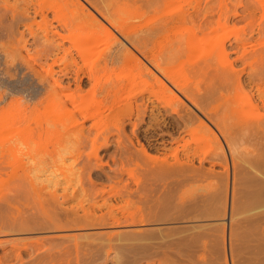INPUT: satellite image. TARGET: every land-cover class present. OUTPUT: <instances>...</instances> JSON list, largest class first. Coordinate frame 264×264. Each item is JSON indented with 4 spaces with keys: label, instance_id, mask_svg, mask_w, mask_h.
I'll list each match as a JSON object with an SVG mask.
<instances>
[{
    "label": "bare ground",
    "instance_id": "obj_1",
    "mask_svg": "<svg viewBox=\"0 0 264 264\" xmlns=\"http://www.w3.org/2000/svg\"><path fill=\"white\" fill-rule=\"evenodd\" d=\"M19 1L23 3L20 4L21 6L24 5L23 9L21 8L22 10L17 9L16 7L17 1H15L16 5H14V3L12 4L13 1H11L10 4V0H3L1 2L2 3L4 2L3 4H6L7 7L6 9L12 12L13 20L25 21V24H21V25H25L27 30L32 34L35 33L34 25L42 26L41 25L42 22H44L45 24L46 23L51 24L52 22H54L51 20L52 18L53 19H55L56 17L59 18L61 17L60 15H62L60 12L59 16L53 15L54 17H51V19H49L50 14L47 13V10H45L42 7L47 0H19ZM56 1H57L56 3L59 2L58 4H60L61 7L62 6L65 7L64 8L65 10H68L67 11L68 14L66 13L67 15L65 14L64 18H61L59 20L60 22L59 21L57 22L60 23L62 29L70 28L69 30H71L72 26L73 27L76 26L78 29H85L86 32L90 30V32L93 31L98 33V31H102V29H104V31L106 30L110 32L109 34H111L112 32L115 34V36L111 35V37L113 36L116 39V42L114 40L115 46L112 47V50H109L110 52L105 56L103 65L100 64V66L102 65L104 72L114 70V65L119 63L120 66V62H122L124 65L129 64L130 68L132 65L133 66L132 68L135 67L137 69L138 72L137 71L136 72L140 74L139 76L141 75L145 76L147 79L149 78V81L150 80L152 81V83L150 82V84H153V88L154 87L155 88L154 89L152 88L151 91H149L150 92L149 96L148 95L146 97L141 96L140 101L142 102L140 103L138 101L139 99L138 100L132 99L134 101L132 100L130 101L128 99L130 95L127 94L126 95L127 98L125 99L126 100L128 99L129 101L127 100L128 103H126V105L125 103L122 104L125 106L121 110L120 108H122L121 107L122 105L119 103V100L121 102V100H123L122 98L125 97L126 92H124V90L126 91L127 89L123 90V88L126 87L124 86L126 82L123 83L124 87L122 88V84L121 85L120 83L117 84L118 81L112 84H110L109 81L108 82L109 84L105 83L104 86L102 87L100 86L102 90V92L100 93H102L103 96L99 98L100 100L98 99L99 103H96L99 104V107L98 105L95 106L98 107L96 108L97 111L95 112L99 114L100 120L102 118L100 114L102 115L103 112L109 111V113L108 114L106 113L105 115L109 121L104 115H102L104 116L103 119H106L110 123L113 122L111 123V126L113 125L114 129L117 128L116 131L119 133V138H121V134L123 133L125 134L126 123L128 122L132 125V131L137 138V142L129 135H126L127 134L126 133L125 135L127 139L123 138L124 134L122 135V139H124L125 141L127 140L126 143L123 145V143L121 142L123 140L121 141L119 140V145H120L119 147L121 149L119 147L117 148H119V151L122 150V152L120 153H130L129 154L130 156L126 154V156L129 157V159L128 157L127 159L128 161L137 162V164L135 163L136 165H138L139 162L143 163L145 161L143 163L144 164L143 166L145 167V163H146V168L143 169V174H145L146 177L144 179L141 177L133 176L135 178L133 177L132 178L136 183V188H133L131 186L132 181L129 182V179L126 178L124 175L125 173L124 172L121 174L119 173V171L122 170L124 171L123 168H126V164H125L126 160L125 161L122 160L121 162L123 165L125 164V167L121 166L120 168H122V170H120L119 168V171L117 170L118 172L113 171L114 169H116L115 167H113L114 168L113 170H109V171L106 170L105 173H99V171L98 172L93 171L91 169H88V167L87 169L85 168L80 173V178L78 181V184H80L79 186L80 189L75 188L72 190V192L70 191L69 193L68 187H65V191H64L65 193L59 194L58 189L56 187L50 190L48 183L47 184L41 183V185L35 184L33 180L29 177V173L24 171L23 165H25V162L24 163L22 162L23 164L22 165L20 160L19 165L21 164L20 166H22V169L25 172L23 181L25 180L28 181L27 179H29L30 185L29 184L27 185L28 188H22L24 192H26L25 195L23 194V190L21 189V187L20 188L17 187L18 183L19 185H21L20 184L21 180L16 181V183H14L12 186L8 185V189H6V191H2V194L0 195V199H1L0 202L2 201L1 202L2 205L0 206V211L2 212L0 214H2L4 212L3 210L5 209V211L7 210V212L10 213L13 219H16L17 220L16 222H18L19 221V219H17L18 216L21 214L24 215V213H22L23 208L21 209L19 206L21 204H25L22 203L23 200L21 199L24 196V202L27 201L26 203L29 204V202H31L32 199L36 203L34 204L31 202V204L34 205H29L30 207L34 206L33 208L35 210H33L32 208V211H36V212L32 213L31 208L28 207H27L28 209L24 207L26 209L24 212L27 213V211L30 209L28 213L31 212L32 215H34L31 216L32 218L37 217L39 214H40L39 216L42 215V217L39 218V220H37L38 218L37 219L33 218L34 221H30V224H25L20 226L19 223H17L16 226L17 225L19 226L14 227L13 225H15V223H13L12 226L7 224L8 222L7 223L5 222L6 220L2 218L3 216L2 214V216L0 215V236H5L6 234H9L8 231H13V230L19 232H28L33 230L36 231V229L38 230L44 229L43 231L54 230L56 235L53 234L55 235L53 237L43 236V238H37L35 240H32L31 242H28L27 240V242L24 241L22 244L15 243V245L12 246L11 249H8L9 253L10 251L13 252L16 255V258L21 260L22 255L28 252V248L29 247L33 248L31 249L30 254L32 255L36 254V257L34 256L33 261L28 260L29 261L28 263L27 260H25L24 258V260L26 261V263L24 262V264H73V263L81 264L82 262H85L87 260L86 258L87 256H89L88 260H90V257L91 258L94 257L95 259H97L95 257L97 255L99 256L101 255V257H103L104 260L108 261L112 251L115 254L113 255V258L115 259L114 260L115 264H216L214 262L216 260L213 259L214 258L213 256L215 255V253L219 252V248H220L219 239L221 238V241L224 240H222L221 236H219L220 237L219 238L218 234L214 233L217 231L216 228L213 229L212 227L211 228L208 227L210 229L209 230L208 228L205 227L206 224L205 225L203 224L201 225V223L195 224L197 223V219H201L203 217L210 218L211 216L215 217V215L211 213V211L210 213L207 214L205 212V215L198 211L199 210L198 206L200 204L198 205L199 201H197L198 200L197 198L206 197L207 199L209 198L208 200H210V203L212 201L215 204L214 206L216 207V210L213 209L212 207L211 208L212 211L215 210L217 219L218 216L221 217L223 215L224 216L223 223L227 222V227H228V233L226 232L227 250L225 249V251L223 250L222 252L228 251V253L226 254L227 255L229 254L228 259L231 261V263L229 262V264H237V261L238 264H264V48L257 46L260 45L261 40L259 41V39L256 38L260 43L258 41L257 43L259 44L256 43L257 45L255 43H252L253 41H251L250 38L247 37L245 30L244 32L240 33L237 36V38H235V40L233 39L226 41L227 37L225 38V41H222L223 39L221 40L222 42L219 40L218 43H220L219 44L220 48L217 49L221 51L222 55H224L223 57L228 59L227 60L225 59L223 62L222 61L214 62V60L210 56L213 55L212 53L207 57L204 56V58L203 57L200 58L201 61L198 60L195 63L191 62L192 64H190V68L192 71L190 70L189 71L190 74H188L189 73L188 72L187 76L186 73L184 74L185 77L184 76L183 77L185 79L179 75L180 73L178 70L177 72L179 74L176 73L175 70L177 69L175 68L176 61L174 62L173 67L171 65L172 62L178 59L179 57L182 58H180L178 60L179 62L178 61L177 62L181 64L182 61L181 59H183V57L184 56L186 57L187 55L185 53L186 50L188 48H189L188 50H190L191 48L192 40L193 42H195L194 41L196 40L195 38L199 39L201 38L202 35L206 36L209 34L210 36V33L212 32L215 33L219 28L226 26L228 23L230 24L229 19L232 14L229 13L231 12L233 13L234 10H235L234 16L235 15L239 16L244 13H239L236 10L237 9L236 7H235L236 9L234 10L232 9L231 11H229L227 5L230 3L228 2L227 4L226 3L227 0L216 1V2L219 1L220 3L219 6H216L217 4L215 5L216 7H219L218 10L217 8L215 9V7L209 2L211 0L209 1L193 0V2H191L192 0H186L188 1V3L189 1L191 2L190 3L191 5L189 6L187 5L188 7L182 6L183 5L182 0H180L181 1L180 5L181 4L182 5L180 6L178 3L177 4V6L179 5L178 7L176 6V4L173 7L171 3L179 2V0H146V2L148 1L150 4L148 2L146 3L145 0H143L141 2H145V3L144 5H141L142 7L139 8L138 5L135 8L132 7L136 3L139 4L140 1L138 0H56ZM186 1L184 0V2ZM131 2L132 3L134 2L135 4L134 3L132 4ZM147 4H149L150 6L154 5L152 7L153 9H155L154 7H157V11L155 9V11L157 12V13L155 12L156 13L155 16L151 14L153 18L151 19L149 18L148 20L146 19L147 17H145V11L147 12L148 9L146 10L141 9L144 6L149 8L148 6H146ZM168 4H171L173 8L168 7L169 6ZM17 6L19 7V4ZM1 9L3 10V7ZM149 9H151V7ZM4 12H6V10ZM69 12L71 15L69 14ZM216 14L217 16L215 18ZM38 17L40 19H38ZM241 17L244 18L246 16L242 15ZM3 19L6 20L7 18H3ZM3 19L0 17L1 23L5 21ZM136 19L140 21L139 22L135 21ZM261 20L259 21V23L261 22ZM239 21L240 20H238V22ZM4 24L5 23H3V25ZM56 24L54 25V28L55 26H58ZM11 25H8L7 27L9 26L13 27ZM262 25L263 26L260 25L258 26L264 28V24ZM179 26L181 27L184 26L188 30H186V32H183L182 29L181 30L182 32L180 33L179 31L180 29L178 28ZM244 26L245 25L243 24L242 27L246 28ZM49 27L47 25L46 27L43 28L45 31V35L43 34V36H45L46 39H48L47 42L48 41L49 42L48 43L44 42L47 48L43 43L41 44L43 45V49L45 48L42 51L45 52L46 50L49 56V53L51 51L55 52V50L51 49L53 48V46L54 47L56 46L55 48L57 50L55 53H53L54 55L52 58L53 61L50 64V66L48 65L47 67L46 65L47 68L44 66V68L47 69V73L48 74L51 73V77L53 80V82L51 83L52 88L49 85L51 90L49 89L48 93L51 92V95H53V93H57L58 95L56 97L59 98L55 99L56 94L53 95L52 98L54 97L53 98L55 99L54 101L56 102L57 100V104H59L58 101L64 99L62 102L66 104V98L62 99L60 93L62 92L64 96L66 95L65 94L66 90H69L70 92L67 91V95H66L67 98H69V103L71 102L73 105H76L77 101H75L76 99L75 97L77 96H75L73 93L75 88L74 90H72L73 89L72 84H75L79 92H83L80 90L85 89L83 88L85 85L94 89L96 85H100L97 84V82L101 80H98L99 77L97 75H95L96 78L94 76V73H97V71L89 68L85 69L86 67L80 64L79 59H77L73 54L72 45L67 46V44H65V39L67 38L66 33L63 32L62 34V31L60 32L59 30H57V27L56 30L51 29L52 27L51 28ZM175 27L178 28V30L177 29L174 30V31L177 30L175 32V35L177 34V32L178 34L174 37L173 40L171 38L174 35L171 36L170 34L169 37L170 36L171 37L169 38V40L171 39L172 41L169 43L168 42L165 43L166 41H164L165 38L163 37L164 38V39L162 38L164 41L163 42L161 37L166 35L167 36L166 39H168V34H167L169 33L168 31L174 29ZM231 27L232 26H230V28ZM13 28H15V26ZM243 28L240 29V32L241 30L243 31ZM256 30L257 29H255V31ZM258 30L264 32L263 29L258 28ZM24 31L22 33L20 32L21 34H23V36L26 32ZM93 32L91 33L92 36H94V34L96 35V33L93 34ZM69 37L71 36L69 35L68 38ZM95 37L96 36H94L93 39ZM213 37L210 38L212 39ZM83 38H80L78 40L80 44L78 43L76 45L78 41L76 43L73 42L74 47L75 45L76 47L78 46V48L76 47L75 48L78 49L79 52L83 48L82 47L83 45H84L83 49L85 50L86 43L85 42L83 43V41H85L88 38L86 39L85 37ZM43 39L45 38L43 37ZM203 39L201 38L202 42L201 40L197 42L203 43ZM24 41L26 44V40ZM50 41H52V44L54 42H56L57 44L55 43L56 45L53 44L50 47L49 45L51 44ZM217 41L215 40L216 44ZM18 42H23V40L21 41L20 39L18 40ZM213 43H212L213 46L216 45ZM214 47L216 49V46ZM214 47L209 51L211 52L212 50H215ZM12 49L13 47L10 50ZM16 49L14 51H16ZM84 50L82 53L83 54L85 52L87 53V51ZM195 50L197 51V49ZM196 51H194V53ZM10 52H12L11 54L13 55V50ZM10 52H8V54ZM16 53L18 54L19 52L17 51ZM82 53H81L82 56L78 53L81 56L80 58L88 57L86 53H85L86 57L84 56L85 54L83 55ZM189 54L191 55L192 53L189 52ZM190 55L188 57H190ZM230 56L233 57L231 58ZM86 59H84V62H86L85 61ZM186 59L184 60V62L186 61ZM193 59L195 60V58ZM189 60H191V58ZM182 64L184 65V63ZM54 65H58L57 71L54 68ZM185 65H187V63ZM236 65L237 66L242 65V66L241 67L239 66L240 68H238L236 67ZM185 67L186 66H184L183 69H186ZM173 68H175L174 69L175 71L173 70ZM179 68L181 69L182 67ZM121 70L123 69L121 68ZM58 73H69V74L74 73V76L72 80H69L65 83L64 79L62 78L63 75L60 74L61 76H55ZM85 73H90V74L86 75ZM189 75H191L192 77H190ZM85 76H88L89 79L90 78L93 79V82L91 81L92 82L91 85L94 86L91 85L89 86L87 84L89 81L86 80L87 77L85 78ZM142 76L141 78H143ZM186 77H189L188 80ZM109 78L107 77L104 81H106L107 79L109 80ZM145 79L143 78L141 80L144 81ZM129 81H131V79ZM149 81L147 84L150 86ZM126 84H128V82ZM45 88L47 87H44V89ZM247 88L248 90H246ZM70 89L72 90V92ZM129 91H133V90H129ZM123 92L125 93L124 97H122ZM69 93H72L73 95ZM83 93H81L82 95L79 94L78 96L79 97L80 95L81 97L84 96ZM244 95H245V99L247 98L246 100L248 101L247 105H245L246 103H244V101L242 100ZM49 96L48 97L46 96L48 100H49ZM24 99L26 98L24 97ZM64 104H62V107ZM118 105L120 108L118 107ZM101 108H104V111H102ZM62 109H64L65 112L66 109L68 110V108H66V105ZM81 111L82 112L79 113L83 114L82 115V117L84 116V119L82 118L83 120L82 119L80 120V118L77 117L78 115L76 116V111L74 112V110L69 108L68 114L69 116H72V113L74 112L73 113L74 118L70 125L64 124V129H65L64 135L69 137H71V135H75L76 138L75 140L81 143L85 142L89 138L91 139V141L89 142L97 143L99 139V134H95V132H93L95 135L90 137L92 131H90L91 128H87L88 126L86 124V120L93 117L98 118L95 117L98 115H94V111H92L93 113L89 112L88 110H81ZM155 111L156 114L154 113ZM146 114L148 115V118L150 119L153 118L155 120V121L153 120L155 122L154 125H152L153 123L151 124L152 127L154 126L153 129L142 128L143 127L142 124L144 120H146L147 118ZM163 115L164 116L166 115L167 117L162 118L161 116ZM168 118L170 119L167 120ZM107 121H106L107 123L106 126L109 127L110 125L108 126ZM150 121L152 122V120ZM60 122L61 120L58 121L56 124L55 121H53V123L61 127L62 125L60 124H62L63 121L62 123ZM99 122L100 121H98V123ZM102 122H105V120H103ZM98 123H94V125L96 126L98 125ZM101 126L104 127L105 123H102L100 127ZM148 126L150 127L149 124ZM50 127L41 125L39 128L41 131L45 132V131H49ZM94 127L92 130H94ZM112 127H110V129L113 130ZM96 128L98 129H95V131H98L100 129L99 127ZM61 129L62 127L58 130ZM170 129H172V131ZM31 130L33 131L34 128ZM168 130H170L171 132H169ZM109 133L107 132L106 134H103L104 136L102 137L104 139L101 138V140L104 141L103 142L104 146L107 148L111 144L110 143L111 133L110 134ZM197 134L198 135L200 134L201 139H199V141L200 140L204 141V139L205 141H207L208 140L206 139L207 137L210 138V140L213 139L214 141L213 140L212 141L214 143L217 142L215 143L217 147L216 149L217 151L215 152V154H213V156H204L205 154L203 155L204 157H200L201 155L198 156L200 158L199 159L200 165L198 166L195 165V156L197 155L196 154L197 151L192 149V144H191V140L196 141ZM60 135L62 136V134ZM201 135L203 136L204 139H202ZM14 136L16 135H13V137ZM166 136H168L170 140L166 138ZM187 136L188 137L191 136V138L189 137L190 138L189 139ZM13 137H11V139H13ZM14 138H18V135L17 137ZM11 139L8 138L7 141L8 140L10 141ZM7 141H3L0 144V168L3 166L5 167L6 165L8 166V164H11L10 161L12 162V164L13 162L17 163V161L10 160L11 158L9 156V153L11 152L8 151L11 150V147L13 145H12V140L10 141L11 143L9 141L8 143ZM14 141L15 140L13 139V142ZM199 141H196L198 142L196 143L198 144V146L201 144V142ZM5 142L8 143V145ZM116 142L117 141H115V143ZM136 143H139L140 147H138ZM168 143H171L173 146L171 145L172 147H170ZM96 146L99 147L100 145L96 144L95 146H93V149ZM181 147L184 150L182 155L180 154ZM100 148L101 147H99L98 149ZM98 149L95 148V150L92 151L91 155H94V153L98 152L99 151ZM151 151L158 152L155 154L161 153L162 155L161 154L153 155ZM198 154H200V152ZM95 156H98V154H95ZM172 156L173 159L171 160L170 158H172ZM208 158L212 159L211 162H213V164H220L224 168V170L221 172H216L214 169H209L208 171L204 170L205 169V168L203 169L205 163L204 161L208 160ZM140 159L141 160L143 159L144 161L143 160L139 161ZM101 160L99 159L97 163ZM113 160H115V158H113ZM88 162L92 164L91 160H89ZM86 164H88L89 166V163ZM128 169L129 168H127V172ZM128 174L130 175V171ZM93 175H96L100 178L102 177L107 178L108 179L107 181L110 182L108 187L107 185L98 186V184L92 179ZM150 175L154 177H151ZM148 176H150L151 178H148ZM84 178L90 179L89 182ZM154 180L158 182L160 186L163 187L167 186L168 188L171 186L170 184L174 185V183L175 185L176 184L180 185L181 183L183 184L186 183L191 185V184H197L198 182L199 184L200 182L202 183L205 181L208 182L199 185L201 186L200 189L202 195H200V192L193 194L191 193L187 196L189 201H187L188 199H186V196L184 198V195L186 192H188V190L182 194L181 196L182 198L180 197L181 195L180 194L178 197L181 198L182 200L184 198L186 199V201H183L184 203L181 205L182 207L180 206L181 209L180 207H178L181 203L179 205L175 204L176 207L179 208V210L177 209L176 212L174 211V213L170 212L171 208L169 207H172L173 209L175 206L174 207L169 206V204L173 205L172 203L175 201L171 200L172 202L171 203L169 199L174 198L176 194L169 192L170 190L168 189H165V190H161L160 194L158 193L159 195H157L156 201L151 207L149 206L147 207L145 205L147 207L146 209L147 212L144 211V213L141 214L139 212L140 215L126 214L125 206L130 202L132 203L134 198L140 193L141 191L140 189H142L143 187L146 188L147 186L151 187L152 184H155ZM158 183L156 186H159ZM17 188H19V190L16 191ZM46 189L47 190L49 189L50 191H48V193L44 192ZM13 190H15L14 192H16V194L12 193ZM20 190H22L21 191L23 194L22 196L19 193L17 194V192H20ZM168 192L171 194H169ZM10 193H12L14 196L17 195L16 196L17 198L20 195L21 198L19 197V199L21 200L17 199L13 195L12 196L15 199H17V201L11 198L12 196L10 195ZM141 197L143 198V196ZM144 197L147 198L146 195ZM71 198H75L77 200L76 204L66 205L69 202L68 200L69 199L71 200ZM207 199L205 200L207 201ZM18 200L21 204H18L19 203ZM114 200L123 202V204H117V203L114 204L112 203V201ZM135 200L137 201L139 199H135ZM165 201H168L169 204L167 203L168 204L167 205ZM6 202H7V207H6ZM145 204H146V200H145ZM148 208L150 209L148 210ZM175 209L176 208H174V210ZM7 212H4L6 213L5 215L8 214ZM28 213L25 216L31 215L30 213L29 214ZM181 218L183 220L190 219L192 225H189L187 227L184 226L185 227L184 229L183 227L179 229L176 228L177 226L176 227L174 226V228L166 227L167 229L162 227H158L154 229L146 227L148 229L146 228L143 229L141 227L142 230H135V228L139 225L143 227L146 225H159L158 223L161 222L168 223L170 221L173 222ZM204 218L203 220L206 219ZM249 218H253L257 223V231L254 234V236L248 240L245 239L242 240L238 237L239 239V240L237 239L239 241L238 242L236 238H234L236 235L235 227L237 225H243L244 220ZM9 221L11 223L12 220ZM213 224L215 223L213 222ZM210 225L211 224L207 226ZM133 226H135V228H133ZM214 226L217 227L218 225L216 226L215 224ZM126 227L128 228L132 227L134 230H130V231L121 230L122 228H126ZM101 228L103 229L107 228V230L108 229L111 230L104 232L103 229ZM91 229H101L103 232H100L101 231L100 230L95 234L88 233V230L90 231ZM73 230H77V231L80 230V232L81 231L83 232L78 234L77 233L69 234V231H73ZM65 231H67L68 234H65ZM218 231H222V229L221 230L218 229ZM61 232H63L64 234ZM241 234H245V233L242 232L240 233V235ZM237 235H239V232L237 233ZM24 237L25 236H23V240L27 239L26 237L24 239ZM5 239L4 240L2 238L0 239V246L6 242L10 243L11 240L8 241ZM17 239L22 240V237ZM12 241L14 240L12 239ZM246 242L248 246L246 245V248H244V244H246ZM249 242H251V244H248ZM199 248L201 252L202 250H204V254L202 256H198L199 254H197ZM4 252L5 254H7V250ZM240 252L247 253V256L246 255L242 256L243 257L242 261H241L242 257L240 255L241 254ZM235 253L237 254L240 253L238 255H240L241 258ZM237 256L238 258L236 260ZM94 258L93 260H95ZM3 259L4 256L0 255V261H3ZM31 259L32 258H30V260ZM89 262L92 263L91 260ZM224 264H226V262Z\"/></svg>",
    "mask_w": 264,
    "mask_h": 264
},
{
    "label": "rangeland",
    "instance_id": "obj_2",
    "mask_svg": "<svg viewBox=\"0 0 264 264\" xmlns=\"http://www.w3.org/2000/svg\"><path fill=\"white\" fill-rule=\"evenodd\" d=\"M1 1H3V0H1ZM0 1V3H2ZM11 1H13L12 2V4L14 3V5H16V3H17V5L19 4V7L21 6L20 4H23L21 1H19V0H10V4H11ZM15 1H17L16 3H15ZM138 1H140L139 2V4L138 3H134L135 5H131L133 8H135V7H137V5H138V8L139 7H142L141 5H144V3L146 2V0H145V2H141V1H143V0H138ZM137 1V2H138ZM186 1V0H185ZM207 1V0H206ZM209 1V0H208ZM217 0H211V1H209L214 7H215V9L217 8V10H218V8L219 7H216V6H219L220 5V3H219V1L218 2H216ZM234 3H232V2ZM18 2H20V3H18ZM57 1L56 0H47L44 4H43V8L45 9V10H47V13H49L48 15L50 16V18L49 19H51V17H54L55 15L56 16H59V14H60V12H61V14L62 15H60L61 17H59V18H55V19H51L52 21H54V22H52L51 24L50 23H44V22H42L41 23V25L42 26H38V25H34V29H35V33H30L28 30H27V28L25 27V25H21V24H25V21L24 20H20V21H23V22H20V21H15V20H13L12 19V12L10 11V10H7L6 8V4H0L1 6H0V17L3 19V18H7L6 20L5 19H3V20H5L3 23H5L4 25H3V23H1L0 22V89H4V90H6V92L5 91H2V90H0V144L3 142V141H7V139L8 138H10L11 139V137H13V135H16V136H14V137H17V135H18V138H14L13 137V139L16 141H14L13 142V139H11L12 140V147H11V150H10V148H9V150L10 151H8V152H11V153H9V156H10V160H12V161H17V163H14L13 162V164H12V162L10 161V163L11 164H8V166L6 165L5 167L3 166V167H1L0 168V195L2 194V191H6V189H8V185L9 186H12L14 183H16V181H18V180H21V182H20V184L21 185H19V183H18V185H17V187H21V189L22 188H28V184L30 185V183H29V179H27L28 181H23V178H24V171H26L27 173H29V177L33 180V182L35 183V184H40L41 185V183H45V184H47L48 183V185H49V189L50 190H52V189H54L55 187L58 189V193L60 194H63V193H65L64 191H65V187H68V191H69V193H70V191L72 192V190L73 189H80V184H78V181H79V178H80V173L86 168L87 169V167H88V169H91V170H93V171H96V172H98L99 171V173H105L106 172V170L107 171H109V170H113L114 168L113 167H115L116 169H114L113 171H119V168L122 166H124L125 167V164H126V168H123L124 169V171L122 170V168H120V170H122V171H119V173L121 174V173H125L124 175H125V177L126 178H128L129 179V182H131L132 184H131V186L133 187V188H136V183H135V181H134V179L133 178H135V177H133V176H136V177H141V178H144L145 179V177H146V175L145 174H143V169L144 168H146V163H145V167L143 166L144 164V162L143 163H141V162H139V161H142L141 159L138 161L139 163H138V165H136L137 164V162H134V161H128V159H129V157L128 156H126V154L127 155H129L130 153H120V152H122V150L121 151H119V140L121 141V140H123V141H121L122 143H123V145L126 143V141L124 140L125 138H126V135H129L130 137H132L134 140H136V142H137V138H136V136L134 135V133H133V131H132V125L130 124V123H126V129H125V134H124V136H123V138L124 139H122V135L123 134H121V138H119V133L116 131L117 130V126L115 127L116 129H114V126L112 127L111 126V123H113V122H108L109 120H108V118L105 116L106 115V113L108 114L109 113V111H105V112H103V114L102 115H104L106 118H107V120L106 119H103V117L104 116H102L101 114H100V116L102 117L101 118V120H100V117H99V114L98 113H96L95 111H97V109L96 108H98L99 107V104H96V103H99V101H98V99L99 98H101V96H103V94L102 93H100V92H102V90H101V87L102 86H104V84L105 83H108L109 81H110V84H112V83H115V82H117V84H119L120 83V85L122 84V88L124 87V86H126V87H124L123 88V90L124 89H127L126 91L124 90V92H126V94L123 92V96H122V94H121V96L122 97H124V94H125V97L124 98H122L123 100H121V102H120V100H119V103L122 105V104H124L125 103V105H126V103H128L127 102V100L129 99L130 101L132 100V99H139L138 101L141 103L142 101H140L141 100V96H144V97H146L147 95L149 96L150 95V92L149 91H151V89L153 88V84H150V82L152 83V81L150 80L149 81V78L147 79L145 76H142L144 79L146 78L148 81H149V84H150V86L147 84L148 83V81L146 82L145 80L143 81V80H141V79H143V78H141V76H139L140 74H138L137 72V69L134 67V68H132L133 66L131 65V68H130V66H129V64H127L128 65V68H127V65H124L122 62H120V66H119V63H117V64H115L114 65V70H111V71H108V72H104L103 71V68H102V65H103V62H104V58H105V56L110 52L109 50H112V47H114L115 46V42H116V39H115V37H111V35H114L115 36V34L113 33H111V34H109L110 32H108V31H104V29H102V31H98V33H96V32H93V31H91L90 32V30L88 31V32H86V30L85 29H78L76 26L75 27H71L72 29L71 30H69V29H62V27L60 26V23H57L61 18H64V15L67 13V11L68 10H65L64 8L65 7H61L60 6V4H58V3H56ZM148 2V1H147ZM146 2V3H147ZM182 6H185V7H188L189 5H191L190 3L191 2H193V0L190 2L189 1V3H188V1H186V2H184V0H182ZM213 2V3H212ZM228 2L230 3V4H228ZM132 3V2H131ZM130 3V4H131ZM132 3V4H133ZM140 3H143V4H140ZM149 3V2H148ZM152 3V2H151ZM179 3V5H180V3H181V1L179 0V2H176V3H171L172 4V6L174 7V5L176 4V6H177V4ZM185 3H188V4H185ZM206 3V2H205ZM226 3L228 4L227 5V8L229 9V11H231L232 9L234 10V9H236L239 13H244V14H242V15H245L246 17H241L242 15H239V16H237V15H235L234 16V11H233V13L231 12V13H229V14H232L231 16H230V19H229V21H230V24L228 23L226 26H224V27H222V28H219L215 33L214 32H212V33H210V36H209V34L208 35H206V36H201V38L203 39V43H201L202 42V40H201V38H199V39H197V38H195L196 40H194L195 42H193V40H192V42H191V44L192 45H195L196 46V48H195V46H192L191 44V48H190V50H188V53H187V50H186V57L184 56L183 57V59H181L180 61H181V64H179L178 62V60L180 59V58H182V57H179L178 59H176V60H174L173 62H172V67H173V64H174V62L176 61V67L175 68H177V69H175V68H173V70L175 69L176 70V73L177 74H179L180 76H184V74L186 73V76H187V73L191 70V68H190V64H192L193 62L195 63L196 61H198V60H200L201 61V59L200 58H204V56L205 57H207V56H209L210 54H212L213 53V55H210L211 57H212V59L214 60V62H223L225 59L227 60L228 58H225V57H223L224 55H222V53H221V51L220 50H218L219 48H220V46H219V44L220 43H218L219 42V40L221 41L222 39V41H225V38L227 37V39H226V41H229V40H235V38H237V36L240 34V33H242V32H244V30L246 31V35H247V37H249L250 38V40L251 41H253L252 43H257V39H259V41L261 42H259L260 43V45H257V44H259V43H257L256 45L259 47H261V48H264V32L262 33L261 32V30H258V28L259 29H263L264 30V28H262V27H260V26H263L262 24H264V0H227L226 1ZM239 3V4H238ZM244 5H243V4ZM150 4V3H149ZM149 4H147L146 6H148L149 8L151 7V9H149V8H147V7H143V8H141V9H143V10H146V9H148L147 10V12L145 11V17H147L146 19L148 20L149 18L151 19V18H153V16H155V14L157 13L156 11H157V7H154L155 9H156V11H155V9H153L152 7L154 6H150ZM153 4V3H152ZM171 4H168L167 6L168 7H170V8H173L172 6H171ZM210 4V5H211ZM217 4V5H216ZM242 4V5H241ZM16 5V7H17V9H19V10H22L23 9V6H21L20 8L18 7ZM140 5V6H139ZM178 5V6H179ZM180 5V6H181ZM188 5V6H187ZM211 5V6H212ZM216 5V6H215ZM234 5V6H233ZM240 5V6H239ZM176 6H175V8H176ZM177 6V7H178ZM3 7V10L1 9ZM236 7V8H235ZM22 8V9H21ZM64 9V10H62V9ZM145 8V9H144ZM161 8H163V7H161ZM161 8H159V9H161ZM169 8V9H170ZM231 8V9H230ZM241 8H243V9H241ZM67 9V8H66ZM227 9V10H228ZM6 10V12H4ZM59 12H57V11ZM60 10V11H59ZM152 10V11H151ZM241 10V11H240ZM244 10V11H243ZM153 12H154V14H153ZM156 12V13H155ZM4 13H6V14H4ZM8 13V14H7ZM4 14V15H3ZM30 14H33V13H30ZM68 14V13H67ZM66 14V15H67ZM69 14H70V12H69ZM150 14V15H149ZM153 16H152V15ZM54 15V16H53ZM71 15V14H70ZM4 16V17H3ZM9 16V17H8ZM149 16H152V17H149ZM216 16H217V14L215 15V18H216ZM237 16V17H236ZM255 16V17H254ZM67 17H69V16H67ZM144 17V18H145ZM240 19H239V18ZM13 20H11V19ZM241 18H243V19H241ZM9 19H10V21H9ZM38 19H40L39 17H38ZM235 19V20H234ZM240 20L239 22H238V20ZM248 19V20H247ZM261 20V22L259 23V21ZM51 20H50V22H51ZM144 20V19H143ZM232 20V21H231ZM8 21H9V24H8ZM135 21H138L137 19L135 20ZM140 21V20H139ZM138 21V22H139ZM228 21V22H229ZM247 21H249V22H247ZM7 22V23H6ZM60 22V21H59ZM57 23V24H56ZM233 23V24H232ZM250 23V24H249ZM7 24V25H6ZM12 24V25H11ZM58 25V26H55V28H54V25ZM243 24L245 25L244 27H246V28H243L242 26H243ZM8 25H11V26H15V28H13V27H7ZM48 25V27L49 28H51V29H55L56 30V27H57V30H59L60 32L62 31V34H63V32L64 33H66V36H67V38L65 39V44H67V46H70V45H72V50H73V54H74V56L77 58V59H79V62H80V64H82V65H84V67H86L85 69H93V70H95V71H97V73H94V76L95 75H97L98 77H99V79L98 80H101V81H98L97 82V84H100V85H96V86H99V87H96L95 86V88L94 89H92L91 87H88V86H84L83 88H85V89H83V90H80V91H83V92H86V90H87V92L86 93H83V92H79L78 90H77V88H76V86H75V84H72V90H74V88H75V90L73 91V93H74V95L75 96H77V97H75L76 99H75V101H77V103H76V105H73L71 102L69 103V98H67V91H69V90H66V95H64L63 96V94H62V92L60 93V95H61V97H62V99L63 98H66V104H64L62 101L64 100H60V101H58L59 102V104H57V100H56V102L54 101L56 98H59V97H56L58 94L57 93H53V95H55V99H53L52 98V96L53 95H51V92H49L48 93V91H49V89H50V87L52 88V85H51V83L53 82V80H52V77H51V73H47V67H48V65L50 66V64L52 63V61H53V53H55L56 52V46L54 47L53 46V48H51V49H53V50H55V52L54 51H51L50 53H51V55H50V53H49V56H48V54H47V52H46V50H45V52L44 51H42V50H44L43 49V45H41L42 43L45 45V47H46V44L45 43H48L47 42V40L48 39H46V37L45 36H43V34L45 35V31H44V27H46V26ZM232 26L231 28H230V26ZM253 25V26H252ZM258 25H260V26H258ZM4 26V27H3ZM20 28H19V27ZM44 26V27H43ZM228 26V27H227ZM251 26V27H250ZM1 27H3V28H1ZM6 27V28H5ZM22 27V28H21ZM25 27V28H24ZM43 27V28H42ZM181 26H179L178 28L180 29L179 31H180V33L183 31V32H186V30H188L187 28H185L184 26H182V27H184V28H180ZM9 28V29H8ZM74 28V29H73ZM76 28V29H75ZM178 28H174V29H172V30H170L171 31V33H170V31H168L169 33H167L168 34V39H166V35L165 36H162L161 37V39L163 38L164 39V41H166L165 43H169V42H171L173 39H174V37L178 34V32H177V34L175 35V32L178 30ZM224 28V29H223ZM228 28V29H227ZM243 28V31L241 30V32H240V29H242ZM254 28V29H253ZM22 29V30H21ZM62 29V30H61ZM175 29H177L176 31H174ZM183 29V30H182ZM221 29H223V30H221ZM226 29V30H225ZM255 29H257L258 30V32H257V30L255 31ZM11 30V31H10ZM26 32H25V31ZM83 30H84V32H83ZM101 30V29H100ZM182 30V31H181ZM254 32H252V31ZM13 31H15V32H13ZM25 32V34H26V36H25V34H24V36H23V34H21L22 32ZM173 31H174V33H173ZM220 31V32H219ZM10 32V33H9ZM21 32V33H20ZM90 32V33H89ZM93 32V34L94 33H96V35L94 34V36H96L94 39H93V37L94 36H92V33ZM218 32V33H217ZM30 33V34H29ZM89 33V34H88ZM253 33V34H252ZM15 34V35H14ZM40 34V35H39ZM50 34H52V33H50ZM171 34V36H173L170 40H169V38L171 37H169V35ZM258 34V35H257ZM71 36V37H69L68 38V36ZM81 35H83V36H81ZM201 35V34H200ZM199 35V36H200ZM17 36H18V38H17ZM20 36H22V37H20ZM38 36V37H37ZM42 36V37H41ZM89 36H92V37H89ZM214 36V37H213ZM258 36H259V38H258ZM43 37L46 39V41H45V39H43ZM83 37H85V39L86 38H88V39H86L85 41H83V43L85 42L86 44V46H85V50L83 49L84 48V45L81 47L82 49L80 50V52H79V50L78 49H76V48H78V46L76 47V45L79 43V39L80 38H83ZM206 37V38H205ZM210 37H213L212 39L210 38ZM21 39V41L23 40V42H18V40H20ZM257 38V39H256ZM38 39V40H37ZM58 39V38H57ZM68 39V40H67ZM90 39V40H89ZM163 39H162V41H163ZM5 40V41H4ZM24 40H26V44H25V41ZM44 40V41H43ZM59 40H61V39H59ZM82 40V39H81ZM83 40H84V38H83ZM114 40H115V42H114ZM160 40V39H159ZM201 40V42H197V41H200ZM212 40V41H211ZM215 40L217 41V44H216V42H215ZM40 41H42V42H40ZM78 41V42H77ZM88 41V42H87ZM90 41V42H89ZM163 41V42H164ZM206 41V42H205ZM221 41V42H222ZM45 42V43H44ZM51 42V44H49L50 45V47L54 44V45H56L57 43L56 42H54L53 44H52V41H50ZM73 42H77L76 43V45H75V47L73 46ZM80 42H82V41H80ZM213 42H215V43H213ZM39 43V44H38ZM56 43V44H55ZM82 43V44H83ZM194 43V44H193ZM201 43V44H200ZM212 43L213 44H216V45H214V46H216V49H215V47L212 45ZM80 44V43H79ZM81 44V45H82ZM222 44V43H221ZM10 45H12V46H10ZM26 45H27V47H26ZM48 46V45H47ZM211 46V47H210ZM214 47V49L215 50H212L211 52L209 51V50H211V49H213V47ZM219 46V47H218ZM13 47V55L11 54L12 52H10V51H12V50H10L11 48ZM19 47H21V48H19ZM87 47V48H86ZM198 47V48H197ZM16 49V51H14L15 49ZM47 48V47H46ZM218 48V49H217ZM9 49V50H8ZM27 49V50H26ZM50 49V48H49ZM194 49V50H193ZM195 49H197V51L195 50ZM8 50V51H7ZM20 50V51H19ZM83 50L84 51H87V56L88 57H86V54L84 55L82 52H83ZM19 52L18 54L16 53V52ZM27 51V52H26ZM194 51H196L195 53H194ZM8 52H10L9 54H8ZM49 52V51H48ZM189 52H191L192 54L190 55L189 54ZM21 53V54H20ZM29 53V54H28ZM81 55V53L87 58H84V57H82V58H80L81 56L79 55V54ZM208 53V54H207ZM184 54V53H183ZM190 55V57H188L189 55ZM224 54V53H223ZM17 55V56H16ZM192 55H193V58H195V60L192 58ZM9 56V57H8ZM12 56V57H11ZM13 56H14V58H13ZM8 57V58H7ZM16 57V58H15ZM18 57V58H17ZM171 57V56H170ZM231 58L233 57V56H230ZM186 58H191V60H189V59H186ZM198 58V59H197ZM10 59H12V60H10ZM14 59V60H13ZM22 59H23V61H22ZM84 59H86L85 61L86 62H84ZM171 59V58H170ZM186 59V61L184 62V60ZM25 60V61H24ZM188 60V61H187ZM229 60H232V59H229ZM14 61V62H13ZM82 61V62H81ZM178 61V62H177ZM190 61V62H189ZM11 62H13V63H11ZM192 62V63H191ZM225 62H227V61H225ZM21 63V64H20ZM177 63H178V66H177ZM182 63H184V65L182 64ZM187 63V65H185ZM189 63V64H188ZM28 64V65H27ZM100 64H102L101 66H100ZM122 64H123V66H122ZM18 65V66H17ZM24 65V66H23ZM46 65H47V67H46ZM86 65V66H85ZM180 65V66H179ZM188 65H189V67H188ZM23 66V67H22ZM27 66V67H26ZM30 66V67H29ZM44 66L46 67V68H44ZM116 66V67H115ZM118 66V67H117ZM122 66V67H121ZM184 66H186L185 68L186 69H183L184 68ZM242 66V65H236V67H238V68H240V67ZM11 69H10V68ZM29 67V68H28ZM179 67H182L181 69L179 68ZM15 68V69H14ZM33 68V69H32ZM36 68V69H35ZM54 68L56 69V71L58 70V65H54ZM117 68V69H116ZM119 68H120V70H119ZM121 68L123 69V70H121ZM127 68V69H126ZM190 68V69H189ZM10 69V70H9ZM49 69V68H48ZM9 70V71H8ZM22 70V71H21ZM26 70V71H25ZM42 70V71H41ZM131 72H130V71ZM174 70V71H175ZM177 70L179 71V73L177 72ZM180 70H181V72H180ZM186 70V71H185ZM188 70V71H187ZM98 71H101V72H98ZM102 71H103V73H102ZM137 71V72H136ZM192 71V70H191ZM31 72V73H30ZM43 74H42V73ZM109 72H110V74H109ZM119 72V73H118ZM183 72V73H182ZM107 73V74H106ZM134 73V74H133ZM136 73V74H135ZM194 73V72H193ZM47 74H48V76H47ZM54 74H56V73H54ZM63 75L62 76V78L64 79V81H65V83L67 82V81H69V80H72V78H73V76H74V73H71V74H69V73H58L57 75H55V76H61V75ZM69 74V75H68ZM86 75L87 74H90V73H85ZM93 74V73H92ZM109 74V75H108ZM138 74V75H137ZM181 74H183V75H181ZM188 74H190V72L188 73ZM34 75H35V77H34ZM41 75V76H40ZM32 76V77H31ZM45 76V77H44ZM109 76H110V78H109ZM134 76H135V78H134ZM190 77H192L191 75H189ZM42 77H43V80H42ZM48 77V78H47ZM87 77V78H86ZM109 78V80L107 79L106 81H104L106 78ZM129 78V80L131 79V81H129L128 80V78ZM132 77V78H131ZM185 77V76H184ZM183 77V78H184ZM41 78V79H40ZM46 78H47V80H46ZM68 80H67V79ZM85 78H86V80L87 81H89L87 84L90 86L91 84H92V82H93V79L92 78H88V76H85ZM95 78H96V76H95ZM114 78V79H113ZM187 78V80H188V78L189 77H186ZM48 79H50V80H48ZM112 79V80H111ZM121 79V80H120ZM185 79V78H184ZM48 81H49V83H48ZM92 81V82H91ZM95 81V80H94ZM97 81V80H96ZM112 81V82H111ZM120 81V82H119ZM122 81V82H121ZM143 81V82H142ZM99 82H101V83H99ZM128 82V84H126V83ZM130 82V83H129ZM34 83V84H33ZM123 83H125L124 84V86H123ZM146 83V84H145ZM109 84V83H108ZM49 85H50V87H49ZM41 86V87H40ZM47 87V88H45L44 89V87ZM91 86H94V85H91ZM101 86V87H100ZM43 87V88H42ZM130 87V88H129ZM134 87V88H133ZM26 88V89H25ZM41 88V89H40ZM96 88H98V89H96ZM155 88V87H154ZM153 88V89H154ZM249 88V87H248ZM248 88L246 89V90H248ZM36 89H38V90H36ZM70 89V90H71ZM36 92H35V91ZM51 90V89H50ZM72 90H71V92H72ZM77 90V91H76ZM85 90V91H84ZM101 90V91H100ZM129 90H133V91H129ZM40 91V92H39ZM65 91V90H64ZM63 91V92H64ZM75 91H76V93H75ZM70 92V91H69ZM78 92H79V94H81V93H83L84 94V96H82L81 97V95H80V97L78 96L79 94H78ZM41 95H40V94ZM44 93H46V94H44ZM132 93V94H131ZM36 94V95H35ZM42 94H43V96H42ZM48 94V95H47ZM69 94H72V93H69ZM77 94V95H76ZM102 94V95H101ZM130 95L129 97H128V99L126 100L125 98H127V96L126 95ZM51 97H50V96ZM73 95V94H72ZM26 98V99H24V97ZM49 96V100H48V98L47 97ZM135 96V97H134ZM22 97V98H21ZM46 97V98H45ZM33 98H35V99H33ZM53 99V100H52ZM61 99V98H60ZM121 99V98H120ZM143 99V98H142ZM247 99V98H246ZM245 99V95H244V97H243V101H244V103H246L245 105H247V100ZM100 100V99H99ZM125 100V101H124ZM128 100V101H129ZM134 100H132V101H134ZM122 101H123V103H122ZM15 102V103H14ZM138 102V103H139ZM16 106H15V105ZM62 104H64L63 105V107H62ZM119 104V105H120ZM12 105H14V106H12ZM66 105V108H68V110H69V108H71L72 110H74V112L76 111V116L78 117V118H80V120L83 118L84 119V116L82 117V115L83 114H80L82 111L81 110H88L89 112H91V113H93L92 111H94V115H98V116H95V117H98V118H90V119H87L86 120V124H87V128H91L90 129V131H92V133H91V136L90 137H92V136H94L95 134H99V139H98V142L97 143H95V142H89V141H91V139L89 138L88 140H86L85 142H83V143H81V142H78L77 140H75L76 138H75V135H71V137H69V136H65L64 135V132H65V129H64V124L65 125H70L71 123H72V121H73V118H74V116H73V113H72V116H69V114H68V110L66 109V112H65V110L64 109H62V108H64V106ZM96 105H98V107H95ZM119 105H118V107H119ZM120 105V106H121ZM125 105H122L121 107L122 108H120V110L121 109H123V107L125 106ZM244 105V104H243ZM244 105V106H245ZM61 106V107H60ZM16 107V108H15ZM168 107H170V106H168ZM248 107V106H247ZM95 108V109H94ZM102 109V111H104V108H101ZM170 109V108H169ZM19 111V112H18ZM71 111V110H70ZM21 112V113H20ZM80 112V113H79ZM69 113H71V112H69ZM79 113V114H78ZM155 114H156V111L154 112ZM81 116V117H80ZM146 116H147V118H146V120H144V122H143V129L144 128H154V126L152 127V125H154V119L152 118V117H154V116H152L151 118L152 119H150V118H148V115L146 114ZM150 117V116H149ZM162 118H165V117H167L166 115L164 116H161ZM160 117V118H161ZM55 119V120H54ZM82 119V120H83ZM96 119H99V120H96ZM170 118H168L167 120H169ZM61 120V122L60 123H62V121H63V123L62 124H60V123H58V124H60V125H62L61 127H62V129L61 130H58V129H60L61 127L60 126H58V125H56L57 124V122L58 121H60ZM103 120H105V122H102ZM149 120V121H148ZM150 120H152V122L150 121ZM154 120V121H153ZM53 121H55V123H53ZM57 121V122H56ZM96 121V122H95ZM98 121H100L99 123H98ZM106 121L108 122V126L109 127H107L106 125H107V123H106ZM65 122V123H64ZM53 123V124H52ZM94 123H98V125H94ZM102 123H105V126L104 127H100V125H102ZM153 123V124H152ZM48 124V125H47ZM51 125V127H50V125ZM85 124V125H86ZM145 124V125H144ZM148 124L150 125V127L148 126ZM152 124V125H151ZM41 125H45V126H48V127H50V129H49V131H41L40 130V126ZM115 125V124H114ZM57 126V127H56ZM91 126V127H90ZM94 127V130H92L93 129V127ZM148 126V127H147ZM96 127H99L100 129L98 130V131H95V129H98V128H96ZM110 127H112L113 128V130L112 129H110ZM34 128V130L32 131L31 129H33ZM58 128V129H57ZM57 130H58V132H57ZM64 130V131H63ZM101 130H103V131H101ZM171 131H172V129H170ZM170 130H168L169 132H171ZM55 131V132H54ZM60 131V132H59ZM115 131V132H114ZM93 132H95V134L93 133ZM109 133L110 134V146H108V148L107 147H105L104 146V144H103V140H101V138H103L102 136H104L103 134H106V133ZM133 133V134H132ZM60 134H62V136L60 135ZM93 134V135H92ZM132 135V136H131ZM198 135V134H197ZM196 135V141H199V139H201L200 138V134L197 136ZM74 136V137H73ZM101 136V137H100ZM63 137V138H62ZM73 137V138H72ZM188 137V136H187ZM190 138H191V136H189ZM188 137V138H189ZM201 137H202V139H204L203 138V136L201 135ZM62 138V139H61ZM68 138V139H67ZM94 138V137H93ZM166 138H168L169 140H170V138L168 137V136H166ZM189 138V139H190ZM104 139V138H103ZM127 139V138H126ZM206 139H208L207 141H205V139H204V141L203 140H200L199 142H201V144L198 146V144H196V143H198V142H196L195 140H191V144H192V149L193 150H195V151H197L196 152V156H195V165H200L199 163H200V161H199V157L198 156H200V157H204V156H213V154H215V152L217 151L216 149H217V147H216V144L215 143H217V142H213L212 140H210V138H207L206 137ZM10 140V141H11ZM117 141L116 143H115V141ZM210 140V141H209ZM9 141V140H8ZM7 141V142H8ZM9 141V142H10ZM8 142V143H9ZM113 142V143H112ZM6 143V142H5ZM8 143H6L7 145H8ZM11 143V142H10ZM128 143V142H127ZM94 144V145H93ZM96 144H99L100 146L99 147H101L100 149H98L99 147L98 146H96V147H94V149H93V146H95ZM137 144V146L138 147H140V145H139V143H136ZM169 145H170V147H172L173 145L171 144V143H168ZM172 145V146H171ZM10 146V145H9ZM174 146H176V145H174ZM110 147V148H109ZM117 147H119V148H117ZM95 148L96 149H98L99 151L98 152H96V153H94V155H91V153H92V151L93 150H95ZM198 148V149H197ZM114 149V150H113ZM121 149V148H120ZM182 147L180 148V154L182 155L183 154V152H184V150L182 149ZM214 149V150H213ZM115 151V152H114ZM154 152V153H153ZM182 152V153H181ZM200 152V154H198ZM115 155H114V154ZM151 153L154 155L155 153H158V152H155V151H151ZM208 153V154H207ZM95 154H98V156H95ZM119 154V155H118ZM159 154H161V153H159ZM159 154H155V155H159ZM205 154V155H204ZM92 157H91V156ZM123 155V156H122ZM125 155V156H124ZM162 155V154H161ZM204 155V156H203ZM94 156H95V158H94ZM117 156H118V158H117ZM130 156V155H129ZM99 158L101 161H99L98 163H97V161L99 160V159H97V158ZM127 157H128V159H127ZM113 158H115V160H113ZM120 158V159H119ZM9 159H8V161H9ZM171 160L173 159V156H172V158H170ZM20 160H21V164H22V162L24 163L25 162V165H23L24 167V171H23V169H22V166H20L19 165V163H20ZM89 160H91V163L92 164H90V162H88ZM107 160V161H106ZM125 161L126 160V163L123 165L122 164V162L121 161ZM210 160V161H209ZM211 160L212 159H210V158H208V160H206V161H204L205 163H204V166H203V169L204 170H209V169H214L216 172H221V171H223L224 170V168L220 165V164H213V162H211ZM94 161V162H93ZM115 161V162H114ZM119 161H120V163H119ZM107 162V163H106ZM111 162H112V164H111ZM119 164H118V163ZM134 162V163H133ZM86 163H89V166H88V164H86ZM130 163V164H129ZM136 163V164H135ZM111 164V165H110ZM115 164H117V165H115ZM127 164H128V166H127ZM115 165V166H114ZM119 165V166H118ZM215 165V166H214ZM105 166V167H104ZM117 166V167H116ZM107 167V168H106ZM112 168V169H111ZM127 168H129L128 169V172H127ZM104 170V171H103ZM117 171V172H118ZM127 173H126V172ZM129 171H130V175L128 174L129 173ZM133 172V173H132ZM141 174V175H140ZM145 175V176H144ZM93 176H94V178H93ZM92 176V179L98 184V186H102V185H107V187H108V185H109V183L110 182H108L107 180V178H105V177H102V178H100V177H98V176H96V175H93ZM95 176H96V178H95ZM151 177H154V176H152V175H150ZM150 176H148V178H151ZM133 177V178H132ZM97 178H99V179H97ZM84 179H86L88 182H89V180L90 179H87V178H84ZM212 179V178H211ZM133 181H134V183H133ZM155 181V180H154ZM212 181H214V180H212ZM108 184H107V183ZM208 182V181H207ZM206 181L205 182H200V184H199V182L197 183V184H191V185H189V184H186V183H181L180 185L179 184H176L175 185V183H174V185L173 184H170L171 186V188L169 187H163V186H160V184L158 183V182H154L155 184H152L151 185V187L149 186H147L146 188H142L143 189V191H142V189H140L141 191H140V193L134 198V200L132 201V203L130 202V203H128L127 205H129V206H125V212H126V214H131V215H140L141 213H144V211H146V209H147V207L149 206V207H151L154 203H155V201H156V198H157V195H159L160 193H161V190H165V189H168V190H170L169 192H171V193H175L174 195H175V197H174V195H173V197L174 198H171V199H169V197H168V199H169V201L171 202V200L172 201H175V202H179L178 204L177 203H175V202H171L173 205H170L169 203H168V201H165V203L167 204H169V206H175L174 208H176L175 210H174V208L172 209V207H169V208H171L170 209V212H173L174 213V211L176 212V210L178 209L179 210V208L178 207H180L184 202L183 201H186V199H188L187 198V196L189 195V194H193V193H199L200 192V195H202L201 194V186H199V185H201V184H204V183H207ZM25 183H26V185H25ZM50 183V184H49ZM104 183V184H103ZM157 183H158V185L159 186H156L157 185ZM186 184V185H185ZM39 185V186H40ZM187 185H189V186H187ZM158 188V189H156V188ZM163 187V188H162ZM19 188H17L16 189V191L17 190H19ZM45 190L44 192H46V193H48V191H50V190ZM160 189V190H159ZM23 190V189H22ZM22 190H20V192H17V194L19 193V194H21V196L24 194L25 195V193L26 192H24V190H23V194H22ZM28 190V189H27ZM173 190V191H172ZM188 190V192H186L185 193V195H184V198H185V196H186V199H184L183 198V200L181 199L182 197V194L185 192V191H187ZM15 190H13L12 191V193H15L16 194V192H14ZM175 191V192H174ZM168 192V193H169ZM203 192V191H202ZM12 193H10V195L12 196L13 194ZM30 193V192H29ZM142 193V194H141ZM159 193V194H158ZM171 193H169V194H171ZM141 194V195H140ZM168 194V195H169ZM181 194V195H180ZM146 195V197L147 198H145L144 196ZM180 195V197L181 198H179L178 196ZM14 196V195H13ZM11 197V198H13V199H15L14 197H16V196H14V197ZM26 196H27V194H26ZM25 196V197H26ZM141 196H143V198L141 197ZM156 196V197H155ZM19 197H20V195L18 196V198L17 199H19ZM170 197H172V196H170ZM178 197V198H177ZM199 197V196H198ZM21 198V197H20ZM203 198V199H202ZM17 199H15L16 201H17ZM23 200V202L22 203H25V204H21L20 202H19V200ZM21 199H19L18 200V204H21V205H19L20 206V208L22 209V213H24V215L23 214H21V215H19L18 216V218L17 219H19V221L18 222H16L17 220L16 219H13V217L10 215V213L9 212H7V210L5 211V209L3 210L4 212H7L8 214V217L10 218H8L7 217V215H5L6 213H2L3 214V216H2V214H0L1 216H2V218H4L6 221V223L7 224H9L10 226H12V224L13 223H15V225H13L14 227L16 226V224L17 223H19V225L21 226V225H25V224H30V221H34L33 220V218L31 217V216H34V215H32V213H34V212H36V211H32V208L34 207V206H29V205H34V204H36L35 203V201H33L32 199H31V202L32 203H34V204H31V202H29V204L28 203H26V202H24V196H23V198H21ZM135 199H139V200H135ZM167 199V200H168ZM174 199V200H173ZM181 200V201H179V200ZM198 200L197 201H199L198 202V205L200 206H198V211L200 212V213H202V214H204L205 215V212H206V214L207 213H210V211H211V213H213L214 215H215V217L214 216H211L210 218L208 217V218H204L205 220H203V218H201V219H197V223H195V224H199V223H201V225L203 224V225H205L206 224V228H208V227H212L213 229H215L216 228V232H214V233H216V234H218V237L219 236H221L222 237V240H224V241H221V238L219 239L220 240V248H219V252L218 253H215V255L213 256L214 258V260H216V261H214L216 264H224L225 262H226V264H229V262L231 263V261L228 259L229 258V254L227 255L226 253H228V251H226V252H222L223 250L225 251V249L227 250V242H226V240H227V234H226V232L228 233V227H227V222H224L223 223V218H224V216L222 217H219L218 216V219H217V216H216V213H215V210H216V207L214 206L215 204L211 201V203H210V200H208L206 197L204 198V197H201V198H197ZM205 199H207V201L205 200ZM1 200V199H0ZM145 200H146V204H145ZM147 200H148V203H147ZM178 200V201H177ZM204 202H203V201ZM69 202L66 204V205H75L76 204V199L75 198H71V200L69 199L68 200ZM142 201V202H141ZM187 201H189V199L187 200ZM2 202V201H1ZM1 202H0V206L2 205L1 204ZM140 202V203H139ZM209 202V203H208ZM16 203V202H15ZM112 203H114V204H123V202H120V201H116V200H114V201H112ZM181 203V204H180ZM202 203V204H201ZM208 203V204H207ZM17 204V203H16ZM17 204V205H18ZM27 204H28V206H27ZM167 204V205H168ZM179 205L178 207H176V205ZM132 205H134V206H132ZM147 207H146V206ZM211 205V206H210ZM207 206H209V207H207ZM214 206V207H213ZM6 207H7V202H6ZM24 207H28V208H31V212H29L31 215H28V216H25V215H27V213H28V211L30 210H28L27 211V213H25L24 211L26 210ZM182 207V206H181ZM181 207H180V209H181ZM213 209H215L214 211H212V208ZM27 208V209H28ZM143 208H145V209H143ZM200 208H203V209H200ZM209 208V209H208ZM150 208H148V210H149ZM33 210H35L34 208H33ZM172 210V211H171ZM209 210V211H208ZM143 211V212H142ZM2 211H0V213H1ZM139 212H140V214H139ZM147 212V211H146ZM28 213V214H29ZM219 213V212H218ZM40 215V214H39ZM37 216V217H35L34 219H37V220H39V218H41L42 217V215L41 216ZM7 218H6V217ZM213 217H214V219H213ZM212 218V219H211ZM12 220L11 221V223H10V221L9 220ZM30 219V220H29ZM222 219V220H221ZM216 220V221H215ZM219 220V221H218ZM205 221V222H204ZM207 221V222H206ZM225 221V220H224ZM24 222V223H23ZM209 222V223H208ZM213 222L216 224V226L218 227H215L214 225L215 224H213ZM163 223H165V224H163ZM171 223V224H170ZM175 223V224H174ZM221 223V224H220ZM155 224V223H154ZM159 225H146V226H141V225H139V226H137L136 228H135V226H133V228H135V230H142V228L144 229V228H146V227H148V228H151V229H154V228H158V227H162V228H166V227H168V228H174V226L176 227V228H179V229H181L182 227H183V229L185 228V227H187V226H189V225H192V223H191V221H190V219H178V220H175V221H170V222H161V223H158ZM160 224H163V225H160ZM209 224H211L210 226H207V225H209ZM213 224V225H212ZM19 225H17L16 227H18ZM181 225V226H180ZM185 226V227H184ZM142 227V228H141ZM220 227V228H219ZM224 227V228H223ZM132 227H126V228H122L121 230H123V231H125V230H127V231H130V230H134ZM148 228H146V229H148ZM205 228V229H206ZM236 233H235V231H234V233L236 234L235 235V237L234 238H236V240L238 239V237L240 238V239H245V240H248V239H250L251 237H253L254 236V234L256 233V231H257V223L255 222V220L253 219V218H249V219H245L244 220V223H243V225H237L236 227ZM101 229H103V228H101ZM101 229H91L90 231L88 230V233H92V234H95L96 232H99ZM167 229V228H166ZM204 229V228H203ZM209 229V228H208ZM218 229L219 230H221L222 229V231H218ZM44 229H36V231H28V232H19V231H8L9 232V234H6L5 236H0V239L2 238L3 240L5 239V240H11L10 241V243L8 244L7 242L6 243H4L3 245H1L0 246V255L1 256H4V259H3V261H0V264H4L6 261V263L7 264H14L16 261H18V262H16L15 264H24V262L26 263V261L25 260H27V263L29 262V261H33V259H34V256L36 257V254H30L31 253V249H33V248H31V247H29L28 248V252H26L25 254H23L22 255V259L20 260V259H18V258H16V255L13 253V252H11L10 251V253H9V250L8 249H11L12 248V246H14L15 245V243L16 244H19V243H23L24 241H26L27 242V240H28V242H31L32 240H35V239H37V238H43V236L44 237H48V236H55L56 234H55V232H54V230H45V231H43ZM108 230H111V229H108ZM107 230V228L105 229H103V231L104 232H106V231H108ZM202 230V229H201ZM207 230V229H206ZM210 230V229H209ZM41 231H43V232H41ZM53 231V232H52ZM74 231H76V232H74ZM102 230L100 231V232H103ZM213 231H215V230H213ZM225 233H224V232ZM19 232V233H18ZM49 232H50V234H49ZM64 232V231H63ZM63 232H61V233H63ZM81 232H83V231H81ZM80 232V230H73V231H69V234H78V233H81ZM239 232V235H237V233ZM242 232H244L245 234H241V235H244V236H241L240 235V233H242ZM46 233V234H45ZM57 233V232H56ZM225 235H224V234ZM24 234V235H23ZM53 234H55V235H53ZM64 234V233H63ZM65 234H68V232L67 231H65ZM223 234V235H222ZM23 236H25L27 239H25V237H24V239L25 240H23ZM248 236V237H247ZM22 237V240L20 241V240H18L17 238H21ZM243 237V238H242ZM16 238V239H15ZM12 239L14 240V241H12ZM239 240V239H238ZM237 240V241H238ZM18 241V242H17ZM14 242V243H13ZM222 242H225V243H222ZM239 242V241H238ZM7 244V245H6ZM248 244H251V242H249ZM5 245V246H4ZM246 245H247V242H246V244H244V248H246ZM4 248H3V247ZM223 246H224V248H223ZM248 246V245H247ZM5 247H7V248H5ZM7 250V254H5V252L4 251H6ZM245 250V249H244ZM243 251V250H242ZM203 252V253H202ZM202 252H201V250H200V248H199V251H198V253L197 254H199L198 256H202L203 254H204V250H202ZM1 253H3V254H1ZM201 253V254H200ZM222 255H221V254ZM241 253V252H240ZM240 253H238V254H240ZM243 253H244V255H243ZM218 254V255H217ZM235 254H237V253H235ZM237 254V255H238ZM15 255V256H14ZM32 255V256H31ZM113 255H115L114 254V252L112 251L111 252V256L109 257V259H108V261H106V260H104L103 259V257H101V255L99 256V255H97V256H95L97 259H95L94 257V259L95 260H93V258H91L90 257V260H91V262H92V260H93V262L92 263H90L89 261L90 260H88L89 259V256H87L86 258H87V262L85 261V262H82L81 264H115L114 262V258H113ZM224 255V256H223ZM227 255V256H226ZM241 257L242 256H247V253H245V252H242L241 254ZM240 255H238L239 257H240ZM24 256V257H23ZM99 256V257H98ZM217 256H218V258H217ZM238 256L236 257V260H237V258H238ZM29 257V258H28ZM240 257V258H241ZM24 258H25V260H24ZM30 258H32L31 260H30ZM113 258V259H112ZM216 258V259H215ZM228 260H227V259ZM13 259H17L16 261L15 260H13ZM219 259V260H218ZM13 260V261H12ZM29 260V261H28ZM243 260V257L241 258V261ZM10 263H9V262ZM95 261H97V262H95ZM105 261V262H104ZM218 261V262H217ZM223 261V262H222ZM5 263V264H6ZM240 263V262H239ZM74 264V263H73ZM75 264H78V263H75ZM237 264H238V261H237Z\"/></svg>",
    "mask_w": 264,
    "mask_h": 264
},
{
    "label": "clouds",
    "instance_id": "obj_3",
    "mask_svg": "<svg viewBox=\"0 0 264 264\" xmlns=\"http://www.w3.org/2000/svg\"><path fill=\"white\" fill-rule=\"evenodd\" d=\"M0 90H2V91H5V92H6V90H4V89H0Z\"/></svg>",
    "mask_w": 264,
    "mask_h": 264
}]
</instances>
